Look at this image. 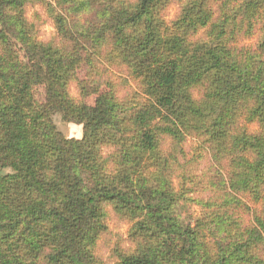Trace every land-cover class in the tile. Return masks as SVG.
Returning <instances> with one entry per match:
<instances>
[{"label":"trees","instance_id":"trees-1","mask_svg":"<svg viewBox=\"0 0 264 264\" xmlns=\"http://www.w3.org/2000/svg\"><path fill=\"white\" fill-rule=\"evenodd\" d=\"M38 1L57 40L41 41L27 17ZM170 3L0 0V264H104L107 206L133 225L117 264H264V33L255 49L239 46L264 23V0H187L169 23ZM102 59L137 82L135 104L109 84L80 85L93 106L71 96L78 71ZM56 115L83 138L59 132ZM189 138L227 165L207 202L187 196L186 184L200 186L182 171L196 163ZM245 196L260 206L246 226ZM188 202L201 213L185 221Z\"/></svg>","mask_w":264,"mask_h":264},{"label":"rangeland","instance_id":"rangeland-1","mask_svg":"<svg viewBox=\"0 0 264 264\" xmlns=\"http://www.w3.org/2000/svg\"><path fill=\"white\" fill-rule=\"evenodd\" d=\"M133 1V0H130ZM187 0H171L170 6L164 14L166 22H173L176 20L182 12ZM28 19L33 22L38 30L39 39L43 42H49L57 40V31L53 19L49 16L46 7L42 1L29 3L26 9ZM257 25L254 34L251 37H241L239 40V46H246L255 49L258 43L263 38L262 25ZM200 39H203L202 32L200 33ZM97 71L89 67H82L77 73V80L70 84L71 96L77 101H85L87 104L93 106L95 102V96L88 99L82 96L80 91V85L85 83L94 89H100L105 91L109 86L113 87L114 92L118 97L125 98L127 101L135 104L137 102V94L140 92L137 82L129 75L127 69L119 66L106 65L104 60H100L97 63ZM91 92V91H90ZM92 93V92H91ZM36 102L39 105H44L46 102V92L43 87H37L34 90ZM194 97L201 99L203 92L200 89L194 91ZM54 122L57 129L65 137L69 139L83 138V126L66 123L59 115L54 117ZM250 132L256 131L255 125H249ZM169 140L165 139L163 142V149L165 152L169 149ZM184 149L187 154L188 160H195V164L192 166H186L182 171L185 173L190 172L197 176L196 181L200 182V186L195 184L185 185L188 190L187 196L191 200H200L207 202L210 197L219 193L221 181L223 177L227 176L226 163L219 166L211 157L210 152L200 148V141L196 138H189L184 144ZM117 151L115 147L107 146L101 149L103 157L107 160L113 158L111 155ZM200 158V159H198ZM9 172V171H7ZM182 172V173H184ZM175 184L178 188L183 184L181 179H175ZM243 207L237 209V213L241 216L243 225H248L252 221V216L255 211H259L260 206L254 203L249 197H240ZM106 211L108 218L106 221V231L101 236L97 248L96 255L104 264H117V251L130 252L134 245L130 239L129 232L132 223L124 216L118 215L113 207L107 206ZM183 219L188 221L189 219L197 218L200 213V207L194 202H188L186 206H182L181 209Z\"/></svg>","mask_w":264,"mask_h":264}]
</instances>
